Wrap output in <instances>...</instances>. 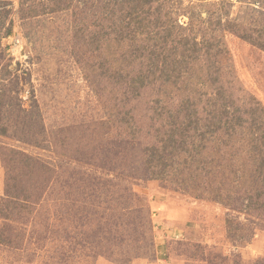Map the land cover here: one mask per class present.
<instances>
[{
    "label": "rangeland",
    "instance_id": "374dc122",
    "mask_svg": "<svg viewBox=\"0 0 264 264\" xmlns=\"http://www.w3.org/2000/svg\"><path fill=\"white\" fill-rule=\"evenodd\" d=\"M174 1L173 14L177 1L188 3ZM230 1L233 15L244 10ZM19 8L20 0H0V264H264V179L248 181L259 199L227 206L202 191L219 181L205 177L194 152L187 182L151 177L143 149L155 139L134 141L121 121L131 96L116 80L124 71L103 75L108 63L123 69L117 47L128 40L112 33L94 47L92 23L102 20L74 0L35 18L23 19ZM17 33L19 53L11 49ZM223 35L224 72L243 100L250 94L264 107V51ZM247 127L235 150L244 178L259 172V158H245L254 154Z\"/></svg>",
    "mask_w": 264,
    "mask_h": 264
},
{
    "label": "trees",
    "instance_id": "16d2710c",
    "mask_svg": "<svg viewBox=\"0 0 264 264\" xmlns=\"http://www.w3.org/2000/svg\"><path fill=\"white\" fill-rule=\"evenodd\" d=\"M237 1L244 10L233 15L235 5L230 0H188L183 5L177 1L180 10L175 14L170 10L174 0H74L75 7H88L102 20L92 23L99 26V32L92 34L94 47L101 48L112 33L117 42L128 40V46L117 47L123 69L112 71L107 61L103 75L110 77L123 70L116 80L123 79L122 85L131 86L123 91L129 89L131 96L123 100L126 115L121 121L134 141L155 139L143 149L149 175L160 178L171 173L187 182L189 177L183 174L194 168L197 154L200 168L206 169L205 177L219 181L215 188L202 191H209V197L227 206L235 201L242 204L246 198L259 199L263 193L248 181L264 179V107L250 94L243 100L241 89L229 80L222 65L227 51L225 32L264 51V0ZM68 2L45 7L20 0L19 12L23 19L35 18L67 9L72 0ZM201 8L206 12L204 17L200 16ZM179 12L189 18L185 25L177 19ZM246 127L254 154L245 158H259V172L244 178L247 170L238 176L235 168L243 161L235 150H242ZM182 154L188 156L179 158ZM223 160L228 163L222 165ZM244 205L249 206V200Z\"/></svg>",
    "mask_w": 264,
    "mask_h": 264
},
{
    "label": "built area",
    "instance_id": "2783aa9c",
    "mask_svg": "<svg viewBox=\"0 0 264 264\" xmlns=\"http://www.w3.org/2000/svg\"><path fill=\"white\" fill-rule=\"evenodd\" d=\"M11 40H12V45H11L12 51L19 53L22 49V40L19 33L14 34Z\"/></svg>",
    "mask_w": 264,
    "mask_h": 264
}]
</instances>
